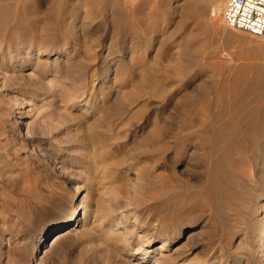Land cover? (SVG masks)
<instances>
[{
    "label": "rangeland",
    "instance_id": "374dc122",
    "mask_svg": "<svg viewBox=\"0 0 264 264\" xmlns=\"http://www.w3.org/2000/svg\"><path fill=\"white\" fill-rule=\"evenodd\" d=\"M223 1L0 0V264H264V39Z\"/></svg>",
    "mask_w": 264,
    "mask_h": 264
},
{
    "label": "built area",
    "instance_id": "2783aa9c",
    "mask_svg": "<svg viewBox=\"0 0 264 264\" xmlns=\"http://www.w3.org/2000/svg\"><path fill=\"white\" fill-rule=\"evenodd\" d=\"M222 16L230 28L264 39V0H226Z\"/></svg>",
    "mask_w": 264,
    "mask_h": 264
},
{
    "label": "bare ground",
    "instance_id": "6f19581e",
    "mask_svg": "<svg viewBox=\"0 0 264 264\" xmlns=\"http://www.w3.org/2000/svg\"><path fill=\"white\" fill-rule=\"evenodd\" d=\"M224 2L225 1H223V2H221L220 3V5L219 6H217V7H219V12H221L222 13V11H223V7H224ZM219 3V2H218ZM217 3V4H218ZM199 6H198V3L196 4V3H192V4H188L187 6H185V14H187V12H190V11H194V10H196L197 8H198ZM217 11V10H216ZM218 12V11H217ZM191 13V12H190ZM220 15V14H219ZM220 21V20H219ZM220 23H222V22H220ZM218 25V24H217ZM225 28V27H224ZM77 42V41H76ZM27 62H28V60H26V62H23V63H21L22 65V67L23 66H26L27 65ZM105 78H107V74H106V76H105ZM261 87H263V86H261ZM256 88V86H251V87H249V88H247L246 90L245 89H238V88H236L235 87V89H234V93H232L233 94V101H234V103L235 104H239L241 101H242V99L244 98V96L245 95H248L249 93H252L253 91H254V89ZM262 91V90H261ZM260 91V92H261ZM229 92V91H228ZM254 94V93H253ZM73 98V96H69V97H67V99L68 100H71ZM232 98V97H231ZM62 101V100H61ZM232 101V100H231ZM231 103H233V102H231ZM235 104H234V106H235ZM240 105V104H239ZM242 105V104H241ZM236 107V106H235ZM106 117V116H105ZM110 119V118H109ZM231 122H233V121H231ZM238 123L237 124H235V127L237 128L238 126ZM240 128V127H239ZM238 128V135H239V133H241V131H240V129ZM243 130V129H242ZM237 131V130H236ZM246 131V130H245ZM255 131V128L253 129H251V132H254ZM158 133H160L159 131H158ZM94 134V133H93ZM236 136V140H239V136ZM95 136V135H94ZM94 136H92V137H94ZM260 138V137H259ZM240 141V140H239ZM98 143V142H97ZM95 144V143H94ZM238 145H239V143H238ZM96 144L94 145V149H97L96 147ZM238 148H241V147H238ZM242 148H244V147H242ZM238 149V150H236V152L238 151L239 153L238 154H240V153H244L246 150L245 149ZM93 149V150H94ZM245 163V162H244ZM251 164V163H250ZM252 164H253V162H252ZM247 165H249V164H247ZM251 167H252V165H251ZM238 169V168H237ZM241 169H243V168H241ZM246 168H244V170H245ZM247 171V170H246ZM239 172H241L240 170H239ZM245 172V171H244ZM83 197H84V195L81 197V199L76 203V205L74 206V208L72 209V212H71V215H70V219H69V221H71V223H75L77 220H78V215L80 214V211L81 210H84V208H85V204H84V200H83ZM262 206V205H261ZM260 207V206H259ZM58 225H61V223H58L57 224V226ZM69 231V230H68ZM254 231V230H253ZM61 235V232H58V233H56L55 234V238H56V236H60ZM254 240H256V239H254ZM165 241H163V242H161L160 244H159V249H161V248H163L164 246H165ZM40 246V245H39ZM43 252V251H42ZM240 256V255H239Z\"/></svg>",
    "mask_w": 264,
    "mask_h": 264
}]
</instances>
